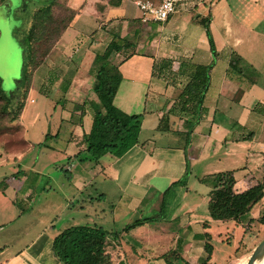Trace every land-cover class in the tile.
Returning <instances> with one entry per match:
<instances>
[{
    "label": "crops",
    "instance_id": "obj_1",
    "mask_svg": "<svg viewBox=\"0 0 264 264\" xmlns=\"http://www.w3.org/2000/svg\"><path fill=\"white\" fill-rule=\"evenodd\" d=\"M96 1H86L41 63L44 83L50 75L58 78L53 104L36 107L31 117L25 103L7 124L17 131L0 133V233L35 206L55 210L38 216L32 236L20 240L0 264H61L53 239L74 225L111 232L105 246L112 247L113 264L122 254L129 264H169L155 254L159 246L172 248L176 264H201L205 244L219 239L227 222H234L233 229L241 223L247 232L261 216H251V208L238 221L212 219V188L207 185L203 193L195 184L226 171L237 190L264 183V0H204L180 6L163 23L142 22L135 0L107 7L108 18L100 19ZM114 23L119 24L115 31ZM115 35L132 45L116 54L121 81L113 103L127 114L143 115L139 143L119 157L79 161L93 122V61ZM207 65L200 114L171 112L196 67ZM31 90L32 85L27 97ZM40 91L50 96L46 88ZM214 159L223 167L207 171L203 164ZM180 179L184 182L175 184ZM145 217L154 218L126 229ZM1 245L8 239H0ZM243 257L228 255L221 263L211 254L207 264H241Z\"/></svg>",
    "mask_w": 264,
    "mask_h": 264
},
{
    "label": "trees",
    "instance_id": "obj_2",
    "mask_svg": "<svg viewBox=\"0 0 264 264\" xmlns=\"http://www.w3.org/2000/svg\"><path fill=\"white\" fill-rule=\"evenodd\" d=\"M123 1L108 0L105 4L102 3V6L106 5L102 11H99L98 8L97 10L99 13H103L107 7H118L123 4ZM52 3L53 0H49V3L43 4L36 10L33 15V24L23 38L26 63L28 61L34 62L35 64L38 63L35 62V55H33L32 41L39 40L41 37L42 30L45 28L43 25H45L46 18H51ZM71 20L63 26L55 43L70 24ZM201 23L206 28V33L209 36L211 48L214 53L208 20L206 18L201 19ZM131 45L129 39L115 35L107 44L104 51L101 54H97L94 58L92 66L94 72L92 92L95 99L90 102V107L93 110V122L90 132L83 136V142L86 148L83 153H79L76 156L79 161H97L105 154L119 157L139 143V132L143 115L127 114L117 108L113 103V98L121 81V74L118 70L120 60L116 59V54L121 52L122 49L129 48ZM50 51L51 49L49 50V48L43 51L41 56L43 60ZM126 57L127 55H125ZM232 63L233 61H231ZM165 66L170 67V62L165 61ZM210 68L211 65L196 67L195 74L181 89L176 102L171 107V112L192 115L193 117H197L200 114L203 97L209 85ZM21 86H25L27 95L30 89V83L29 72L26 67L23 70ZM0 99L4 101L3 108L7 112V107L11 105V98L4 92L1 83ZM23 107L24 103L21 102L16 114L12 115L7 124L19 117ZM201 181L207 182L212 186L209 193L208 208L211 218L215 220L233 219L238 221L242 215L250 211L252 206L264 194V183L262 182L245 190H237L231 171L214 173L202 178ZM183 182L184 180L180 179L175 184H181ZM161 211H164V206ZM153 218L145 217L137 219L127 225L126 229L145 223ZM249 220L251 223L254 221L251 218ZM257 221L264 225V213ZM110 235H112L111 232L97 226H69L54 237L52 251L61 264H113L110 255L104 249L105 240ZM205 250L207 256L201 264H207L210 259L212 248L208 242L205 244Z\"/></svg>",
    "mask_w": 264,
    "mask_h": 264
},
{
    "label": "rangeland",
    "instance_id": "obj_3",
    "mask_svg": "<svg viewBox=\"0 0 264 264\" xmlns=\"http://www.w3.org/2000/svg\"><path fill=\"white\" fill-rule=\"evenodd\" d=\"M86 1L87 0H53L51 6V18H46L45 25H43L45 28L42 30L43 32L39 40L32 41L33 55H35V62H38L35 64L34 62L29 61L26 63L23 38L33 24V15L36 10L43 4L47 2L49 3V0H0V83L4 92L11 98V105L7 107V112L3 108L4 101L0 99V133L14 134L17 131V128L8 127L6 124L9 122L12 115L16 114L21 102H23L24 105L27 103L30 108L28 115H35L36 107L40 108L42 104L46 103L47 105V102L53 104L54 101L52 100V97L56 95L55 92H57L56 89L59 88V82L57 81L58 78L55 79L51 75L45 83L43 82V67H41L43 57L41 56L46 48H49V50L52 49L63 26L74 17L75 12L79 11ZM107 1L108 0L96 1V4L98 2L97 8L99 11H102L103 7L106 6H102V3L105 4ZM126 1L127 0H124L122 3H125ZM102 14L104 16L100 19L108 18L105 11H103ZM117 26H119V24L114 23L111 29L113 28L115 31ZM102 28L104 31H108L105 26ZM25 67L29 72L30 87L32 85V90L28 97L25 92V86H21L23 70ZM42 88H46L48 93H50L48 98L42 91H40ZM31 97L34 102L29 100ZM38 111L40 115L43 113L41 109ZM28 115L25 116V120L29 119ZM40 125H42V122ZM203 166L207 171H213L215 168L223 167L222 164L215 163V159L204 163ZM195 185L199 192L202 191L203 193L208 191L209 187L212 188L211 184L207 182L200 183V187L197 184ZM21 206L30 207V203L29 205L23 203ZM44 207V205L35 206L31 215H27L24 218L17 220L11 229L3 230L0 233V239H8V245L0 246L1 261L13 250L19 247L20 240L23 242L32 236L34 230L37 229L38 226V216H49L55 211L51 209V207L47 212L42 211ZM263 213L264 194L262 198L253 205L250 211L251 216L255 217V219ZM30 220L33 221L32 229H30ZM224 226L222 232L218 234L219 239L215 236L210 240L212 248L211 254L214 257H217L221 263L224 262V258H227L228 255L237 257L241 254L242 256L244 255L241 264H245L248 259V251H250L252 247L254 248L264 238V225L259 223L256 219L247 232L240 230V227H242L241 223L234 229L232 228L235 226L233 221L227 222ZM242 228L245 229L244 227ZM254 244L255 246H253ZM115 247L116 246H114V248ZM104 249L108 254L112 253L111 246H104ZM136 250H139L138 247ZM156 251L158 253L155 254L160 255V257H163L167 262L169 261V264L179 263V259L175 258V252H173L170 246H159L158 249L156 248ZM131 254L137 255V252L133 250ZM148 255L151 256L154 255V253ZM115 262L116 264H129L126 256H123V254L121 259L119 261L116 259Z\"/></svg>",
    "mask_w": 264,
    "mask_h": 264
},
{
    "label": "built area",
    "instance_id": "obj_4",
    "mask_svg": "<svg viewBox=\"0 0 264 264\" xmlns=\"http://www.w3.org/2000/svg\"><path fill=\"white\" fill-rule=\"evenodd\" d=\"M204 0H135L140 10L142 22H160L168 20L170 15L175 13L180 6L202 3Z\"/></svg>",
    "mask_w": 264,
    "mask_h": 264
},
{
    "label": "water",
    "instance_id": "obj_5",
    "mask_svg": "<svg viewBox=\"0 0 264 264\" xmlns=\"http://www.w3.org/2000/svg\"><path fill=\"white\" fill-rule=\"evenodd\" d=\"M264 255V238L254 247L245 264H254L255 261Z\"/></svg>",
    "mask_w": 264,
    "mask_h": 264
},
{
    "label": "bare ground",
    "instance_id": "obj_6",
    "mask_svg": "<svg viewBox=\"0 0 264 264\" xmlns=\"http://www.w3.org/2000/svg\"><path fill=\"white\" fill-rule=\"evenodd\" d=\"M254 264H264V255L260 258H258Z\"/></svg>",
    "mask_w": 264,
    "mask_h": 264
}]
</instances>
